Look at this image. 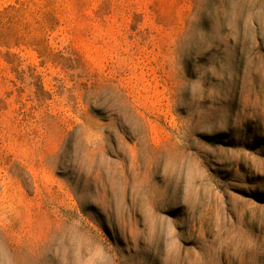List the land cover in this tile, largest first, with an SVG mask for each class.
Returning <instances> with one entry per match:
<instances>
[{
    "label": "rangeland",
    "instance_id": "374dc122",
    "mask_svg": "<svg viewBox=\"0 0 264 264\" xmlns=\"http://www.w3.org/2000/svg\"><path fill=\"white\" fill-rule=\"evenodd\" d=\"M0 264H264V0H0Z\"/></svg>",
    "mask_w": 264,
    "mask_h": 264
}]
</instances>
